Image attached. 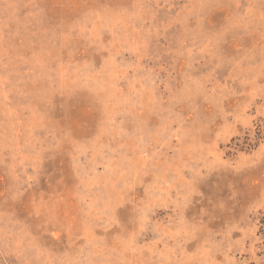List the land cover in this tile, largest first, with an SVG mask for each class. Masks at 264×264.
Masks as SVG:
<instances>
[{"label": "rangeland", "instance_id": "obj_1", "mask_svg": "<svg viewBox=\"0 0 264 264\" xmlns=\"http://www.w3.org/2000/svg\"><path fill=\"white\" fill-rule=\"evenodd\" d=\"M0 264H264V0H0Z\"/></svg>", "mask_w": 264, "mask_h": 264}]
</instances>
